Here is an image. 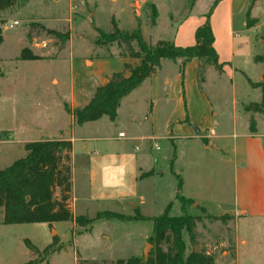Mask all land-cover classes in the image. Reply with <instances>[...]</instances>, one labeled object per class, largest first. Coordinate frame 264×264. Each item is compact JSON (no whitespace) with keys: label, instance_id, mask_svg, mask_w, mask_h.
Segmentation results:
<instances>
[{"label":"rangeland","instance_id":"rangeland-1","mask_svg":"<svg viewBox=\"0 0 264 264\" xmlns=\"http://www.w3.org/2000/svg\"><path fill=\"white\" fill-rule=\"evenodd\" d=\"M215 2L16 0L0 9V168L25 156L23 141L57 139L62 130L71 135L70 117L63 104L70 96L71 81L96 71L85 65L92 66L93 59L111 54L103 73L122 67L123 48L116 44L110 49L100 48L96 44L100 37L98 29L112 32L115 19L122 30H132L140 23L143 36L150 43L175 40L178 24L187 18V24L199 22L213 9L212 15L216 12V19L222 22L225 10L217 9ZM152 3L157 8L155 24ZM250 4L251 0H246V10L234 16L235 43L242 46L236 47L234 55L229 48L220 47L223 73L204 64L200 70L199 61V66L192 60L182 69L181 58L164 59L156 72V89L151 86L152 77L134 89L119 108L117 127H110V134L117 136L124 127H130L126 114L130 104L140 106L144 98L154 100L158 107L157 123L147 122L142 129L139 125L137 128L138 134L159 136L137 143L142 144L154 174L140 182L143 202L138 197L136 203H125L120 211L135 214L138 204L139 212L145 216H160L171 202L169 213L182 215V202L175 190L183 180L186 192L181 189L180 194L192 193L198 198L195 203L200 202V207H187L188 213L202 216L197 225L199 247L215 255L216 264H264V114L249 111L262 99L261 89L250 81L257 82L264 74V0H255L249 21L257 23L248 27ZM12 20L19 24L8 28ZM220 43L227 46L224 40ZM24 49L34 58L22 59ZM54 78L59 84L56 80L52 83ZM154 91L157 95L151 98ZM181 96L188 126L199 134L200 116L213 120L212 126L226 137L221 144L223 152L200 151L196 137L173 142L162 137L166 133L165 118ZM68 110L71 112V108ZM7 130L12 132L11 137ZM203 135L206 141L218 139L210 129L204 130ZM155 144L160 149L153 148ZM55 197L60 198V187H56ZM78 205L81 211L84 204ZM237 207L240 213L235 215ZM202 208H206L207 214L227 217L208 218ZM95 213L89 210V215L94 217ZM52 224H5L1 210L0 264H24L30 260H44L38 264H77L80 258L112 261L148 256L153 249L148 242L154 227L152 219L104 218L86 227L72 221ZM54 236L63 249L47 257L43 250L54 241ZM26 240L37 249H30Z\"/></svg>","mask_w":264,"mask_h":264},{"label":"trees","instance_id":"trees-1","mask_svg":"<svg viewBox=\"0 0 264 264\" xmlns=\"http://www.w3.org/2000/svg\"><path fill=\"white\" fill-rule=\"evenodd\" d=\"M16 0H0V9L7 8ZM220 0H216L215 5ZM247 12V26L254 23L249 21L255 0H251ZM211 10L206 15V21L197 28L195 33L196 43L192 46L181 47L169 40H158L156 43L148 42L142 33L140 23L132 30H122L112 20L114 30L105 32L98 29L99 39L96 44L100 48L108 49L114 44L123 48L121 54L124 57L140 59V63L133 65L130 62L124 64L122 71L110 75L108 83L95 89L91 100L71 110L75 124L82 125L87 122L99 120L106 116L115 121L122 100L134 89L140 86L146 79L151 78L161 67L162 60L182 59V69L186 63L196 59L200 62V70L204 65L214 66L219 73H223V64L214 48L215 36L211 26ZM157 10L154 7V19ZM56 33L54 30H48ZM69 37V34H66ZM110 49V48H109ZM25 49L22 51V59H32L34 56ZM110 56H112L110 54ZM251 84L260 88L262 99L249 111L264 114V74L257 82ZM188 122L187 119L184 120ZM26 154L15 160L5 168H0V211L3 212V223H54L72 221L81 226H89L97 219L119 220H148L154 222L153 232L148 242L153 249L148 256H133L126 259L112 261H91L80 258L77 264H216V257L205 248L199 247V234L197 225L202 220L201 215H192L187 212V207L194 204V200L177 194L182 202V215H171L169 204L164 214L160 216H145L136 212L129 216L117 212L103 211L92 218L83 215H75L72 209V183H71V160L73 144L71 140L51 139L36 140L24 143ZM60 187V198L55 197V189ZM182 180L179 181V188ZM206 213L205 209L202 208ZM212 219H224L227 216H215L205 214ZM27 246L36 250L37 247L26 240ZM58 238L46 246L43 252L47 257L60 252L63 246L57 244ZM44 260H30L24 264H38ZM48 264V262H46Z\"/></svg>","mask_w":264,"mask_h":264},{"label":"crops","instance_id":"crops-1","mask_svg":"<svg viewBox=\"0 0 264 264\" xmlns=\"http://www.w3.org/2000/svg\"><path fill=\"white\" fill-rule=\"evenodd\" d=\"M217 4V9L223 7L225 10V17L222 22H218L216 19V12H214L211 16V26L215 36L214 48L218 55L221 51L220 47L229 48L234 55L236 47L242 46V44L239 45L235 43L233 28L234 16L239 15L241 12L246 10V0H220ZM152 5L156 8L155 4L152 3ZM188 21L190 20L187 18L178 24L174 34L175 40L170 39L169 41H172L177 46L181 47H187L188 44L191 45L194 44V42L196 43V30L206 21V18L204 16L202 20L200 19L199 22L195 21L192 24H187ZM221 40H224L227 46L222 45L220 43ZM111 57L113 56H99L92 60V66L85 65V67L89 69L94 70L96 68V71L89 72L84 79H80L79 81L74 79L71 81L70 96L69 98L64 99L65 101L63 106L70 117L69 125L71 127V135H66V133L62 130L60 137L57 139L71 140L73 144L71 155V205L75 215L93 217V215H89V210H94V212L96 211L94 216L103 211H111L134 216L136 212H134L135 214L130 215L123 213L120 210L124 208L125 203L131 205V203L138 197L141 199V203L143 202L144 191L140 188V182L143 179H151L154 174L151 164L146 159V153L142 149V144H137L138 142L142 143V141L145 140H156L159 138V136H156L155 134L147 135L137 133L138 125L142 129V125L147 122H150L152 125L157 123L158 107L156 106L157 104H154L153 99L149 101L148 98H144L145 101L143 103L141 102L140 106H138L137 103L130 104V106H128L126 114L129 116L130 127H124V130H121L117 136H112L110 134V127L112 125L117 127V118L119 115L115 121H111L108 117L104 116L99 120L78 125L74 123L72 113L68 110V108L73 110L76 107L87 104L91 100L95 89L100 85L108 83L112 73L122 71L126 62H130L133 65L140 63V59L124 57L122 67L112 69L109 74H104V70L102 68L108 61L106 59ZM192 63H197L199 66V62L196 59H194ZM98 68H100V70ZM151 79V86L155 90L158 82L157 74L155 73ZM55 80L59 84V80L57 78H54L52 83ZM147 80L148 79H146L141 85H143ZM169 83L170 81H166V84ZM129 95H127L122 102L129 98ZM156 95L157 94L154 91V96L151 98L156 97ZM182 99V96L179 97L180 102H178V105L173 107L171 111L167 109L169 114L165 118L166 133L162 137L172 142L175 139L196 137V139H198L196 147L200 151L208 154L212 152L216 153V151L223 152L221 144H223V141L226 138L225 135L219 133L218 130L212 126L213 120L210 122L206 115L200 116L198 119L201 124L198 129L200 135L197 134V132H194L184 121L185 118L184 111L182 110ZM207 126L210 127L208 128ZM206 129H210L211 132H215L217 134L216 138L218 139H209L206 141L204 139L206 136H202V134H204V130ZM5 132L9 137H11V131L7 130ZM121 133H124V136H120ZM51 139L54 138L46 137L40 140ZM36 140L39 139H33L30 141ZM209 141H212L216 147L209 145ZM23 142L26 143L29 141ZM77 144H79V146H77ZM156 145L157 144H155L153 148H156ZM176 175L179 176V174ZM182 186L183 188H179L178 185L177 190H175L176 194H180L181 189L186 192L185 183ZM186 194H189L186 196L184 195L186 198L194 200V207H200V202L195 203L198 198L194 194L188 192ZM79 203L84 204L81 206V211L78 205ZM169 204H171V202ZM137 208L139 212L140 208L138 204ZM204 209L206 210V208ZM78 212H80V214H78ZM234 212L235 215H238L240 213L239 208ZM224 213L227 212L224 211ZM49 225L51 227L53 226L52 223H49Z\"/></svg>","mask_w":264,"mask_h":264},{"label":"built area","instance_id":"built-area-1","mask_svg":"<svg viewBox=\"0 0 264 264\" xmlns=\"http://www.w3.org/2000/svg\"><path fill=\"white\" fill-rule=\"evenodd\" d=\"M19 24L18 20H12L8 23L7 27L8 28H14L15 26H17ZM120 136H124V133H121ZM156 148L159 149V146L156 145Z\"/></svg>","mask_w":264,"mask_h":264},{"label":"water","instance_id":"water-1","mask_svg":"<svg viewBox=\"0 0 264 264\" xmlns=\"http://www.w3.org/2000/svg\"><path fill=\"white\" fill-rule=\"evenodd\" d=\"M197 130V129H196ZM198 131V130H197ZM209 145H212V146H214V147H216V145L212 142V141H209ZM145 256H147V255H145Z\"/></svg>","mask_w":264,"mask_h":264},{"label":"bare ground","instance_id":"bare-ground-1","mask_svg":"<svg viewBox=\"0 0 264 264\" xmlns=\"http://www.w3.org/2000/svg\"><path fill=\"white\" fill-rule=\"evenodd\" d=\"M149 247H150V246L148 245V246H147V249H148Z\"/></svg>","mask_w":264,"mask_h":264}]
</instances>
